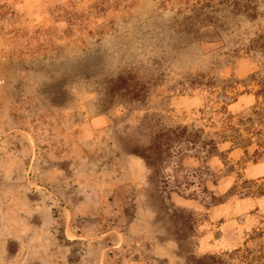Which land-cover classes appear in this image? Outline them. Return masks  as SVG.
I'll return each mask as SVG.
<instances>
[{"label":"rangeland","instance_id":"374dc122","mask_svg":"<svg viewBox=\"0 0 264 264\" xmlns=\"http://www.w3.org/2000/svg\"><path fill=\"white\" fill-rule=\"evenodd\" d=\"M249 1L0 0V264H264Z\"/></svg>","mask_w":264,"mask_h":264},{"label":"trees","instance_id":"16d2710c","mask_svg":"<svg viewBox=\"0 0 264 264\" xmlns=\"http://www.w3.org/2000/svg\"><path fill=\"white\" fill-rule=\"evenodd\" d=\"M249 0H195L189 7V13L181 16L178 21V26L184 34L196 35L199 28L205 26H211L215 24L216 12L226 10L230 14L245 13L248 16H253L254 13H248L250 10ZM219 21V20H218ZM220 26V25H218ZM247 48H258L264 51V32L257 34L255 37L251 38L249 43L246 45ZM254 81L256 88L254 89V95L260 98V107H254L246 114H242L238 121L243 124L246 121L250 124H254L253 130H250L252 135L256 137V143L260 146L261 142L264 144V73H250L247 77ZM115 86L118 88L123 87V83L115 82ZM186 133L185 129H180L174 133V136H183ZM232 134L238 136V128H233ZM195 135V134H194ZM198 136V135H197ZM192 140L184 138L188 142L195 140V136ZM199 146L207 148L208 152H216L217 147L215 146V141L212 138L200 139ZM257 151V149H255ZM195 262H200V264H221L214 254H204L200 257H196Z\"/></svg>","mask_w":264,"mask_h":264}]
</instances>
